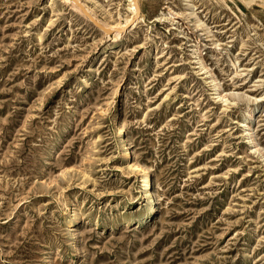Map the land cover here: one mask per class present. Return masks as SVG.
Instances as JSON below:
<instances>
[{
    "label": "rangeland",
    "instance_id": "374dc122",
    "mask_svg": "<svg viewBox=\"0 0 264 264\" xmlns=\"http://www.w3.org/2000/svg\"><path fill=\"white\" fill-rule=\"evenodd\" d=\"M129 1L0 0V264H264V3Z\"/></svg>",
    "mask_w": 264,
    "mask_h": 264
},
{
    "label": "bare ground",
    "instance_id": "6f19581e",
    "mask_svg": "<svg viewBox=\"0 0 264 264\" xmlns=\"http://www.w3.org/2000/svg\"><path fill=\"white\" fill-rule=\"evenodd\" d=\"M254 1L264 3V0H244V2H248V3L249 2H254ZM129 2H130V6L128 5V8L130 7L131 10H132L131 18L133 19L134 15H135V4L136 5L137 4L140 5L141 0H130ZM129 18L130 17H126L127 22H128V20H130ZM137 18L138 17H136V19ZM142 21H144V17H140L138 19L137 23H141ZM122 25L123 24L117 25L116 28H121ZM201 61H203V60L201 59ZM204 68H205V66H204ZM218 87H220V86H218ZM254 108H256V106H254ZM252 115H253V112L250 114V116L252 117ZM115 122H116L115 123V134L118 135L120 137V140L123 142V147H122L123 150H121V153H122L121 157L123 159H127V158H130V157L132 158V150H131V148L129 146L128 141L124 138L123 126H122V124L119 121L118 112H116V115H115ZM131 168L137 174H141L142 175L143 179L141 181L142 182L141 193H143V195H144L143 197H145V198L147 197L148 198L147 210L145 212H143L141 215H139V217L137 218V221H139L142 224V223L147 222L149 220V218L152 216L153 212L156 210L157 197H156V195L154 193L153 184H152V178L150 177L149 172H145V170L143 169V166L141 164H139L138 162H134L131 165ZM77 214H78L77 212H74L73 220L77 219ZM125 223L128 225L130 223V219L125 220Z\"/></svg>",
    "mask_w": 264,
    "mask_h": 264
}]
</instances>
